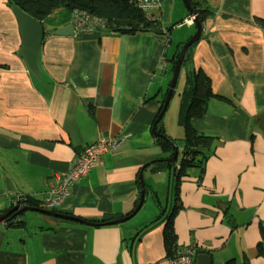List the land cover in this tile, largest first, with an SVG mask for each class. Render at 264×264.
<instances>
[{
  "label": "crops",
  "instance_id": "0c3cea01",
  "mask_svg": "<svg viewBox=\"0 0 264 264\" xmlns=\"http://www.w3.org/2000/svg\"><path fill=\"white\" fill-rule=\"evenodd\" d=\"M160 1L154 16L161 35L95 25L83 31L73 23L75 12L66 24L52 18L59 25L47 29L35 78L18 55L16 20L0 0V214L24 197L40 203L87 145L118 139L51 210L106 224L21 212L13 219L19 226L0 223V264H167L162 220L172 208L177 249L196 245L211 264H264L257 254L264 231V26L257 19L264 21V0H195L210 15L186 62L223 100L210 98L205 114L190 119L194 131L216 141L201 164L184 170L174 192L173 171L152 170V162L169 154L151 128L171 77L166 56L195 26L185 22L182 2ZM69 24L72 36L55 34ZM162 125L175 140L172 126ZM144 165L147 194L131 218L136 222L107 224L134 210Z\"/></svg>",
  "mask_w": 264,
  "mask_h": 264
},
{
  "label": "trees",
  "instance_id": "16d2710c",
  "mask_svg": "<svg viewBox=\"0 0 264 264\" xmlns=\"http://www.w3.org/2000/svg\"><path fill=\"white\" fill-rule=\"evenodd\" d=\"M136 1L137 0H6L8 5L16 6L33 19L40 22L44 30V36L47 33L48 27H55L58 24L53 22L52 18H58L61 25L66 24L69 22L68 16L72 12L100 18L105 21L103 28L109 31H119L124 34H135L136 32L141 31L150 32L151 29H162L160 22L154 15L153 17H155L156 20L151 21L147 18L146 12L138 9ZM189 1L193 10L197 14L199 22L202 24L210 15L209 10L206 7L201 6V4L195 0ZM257 21L264 26V21L259 19H257ZM170 30L171 28L168 27L165 31L169 34ZM182 45L183 43L179 44L173 54L166 56L170 76L172 74L174 62ZM190 49L191 46L187 50L180 69L183 87L179 93L180 102L178 105L177 123L183 131L182 140L184 142V147L181 152V160H179L178 164L175 166H171V164H166L165 162L159 160L151 163L152 170L155 172L165 169L173 171L171 172L172 174L170 173L173 192L176 191L177 185L184 174V170L191 166L201 164L207 158V154L211 151V148L216 141V138L213 136L194 131L190 126V119L199 118L205 114L207 103L210 98L223 100L222 97L214 95L211 92L210 82L201 70H195L187 65L186 61L188 59ZM165 93L166 90L161 97L160 108L157 115L161 110ZM225 101L227 102L228 100L225 99ZM162 118L157 122L155 130L159 134L164 135L168 140L166 141L158 137H155V140L161 151L169 154L170 157L173 153L172 144H175V140L166 136L162 125ZM155 119L153 120L152 125ZM146 194L147 188H145V197ZM20 203L34 208H38L39 206V203L36 201L25 197L17 200L14 204L17 205ZM175 211L176 210L172 208V210L166 215L164 212L161 213V217L165 215L162 223L164 222L163 240L166 250V258L171 257L177 250L176 236L172 228V218ZM19 214L21 213H12L4 222L8 223L10 226H19V223L13 222V219H15ZM96 223L97 225L106 224L104 220L97 221ZM260 233L262 240L257 245V254L258 256H263L264 231L262 228L260 229ZM203 252L204 251H200V249H198L197 255ZM226 264H234V261H228Z\"/></svg>",
  "mask_w": 264,
  "mask_h": 264
},
{
  "label": "water",
  "instance_id": "95a60500",
  "mask_svg": "<svg viewBox=\"0 0 264 264\" xmlns=\"http://www.w3.org/2000/svg\"><path fill=\"white\" fill-rule=\"evenodd\" d=\"M181 1H182L184 7L186 8V10L189 14L191 21L193 22V24L195 26V32L186 42L183 43V45L181 46V48L179 50L178 56H177V58L174 62V65H173L171 78H170L169 84L167 86V90H166V93L164 96V100H163V103L161 106V110H160L159 114L157 115V117H156V119L152 125V128H151V132L155 137L161 138V139L166 140V141L168 139L164 135L159 134L155 130V126H156L157 122L163 117L164 113L166 112L169 101H170L172 94L174 92L176 82L179 78L181 64H182L183 59L187 53V50L189 49L190 46H192L194 43H196L199 40L201 33H202V24L199 22V20L197 18V14L193 10V8L190 4V1L189 0H181ZM9 9H10L11 13L13 14V16L16 20L17 28H18V34L20 37V46L18 49V55L22 59V61L24 62L29 73L33 77L39 78L40 77V69H39V65H38V56H39V51H40L41 44H42V41L44 38L43 27H42L40 22L36 21L31 16L24 13L19 8H17L16 6L9 5ZM104 30L107 31V29H104ZM150 32H152L154 34H158V35H161L164 33V31L162 29H151ZM73 33H74V27L71 24L55 31L56 35H62V36H72ZM259 128L264 134V112L260 116V119H259ZM172 150H173V153L169 158L162 159L159 161H163L166 164H171V166H175L176 159H177V149H176V146L174 144H172ZM145 167H147V165H144L140 169V172L138 175L139 186H140L139 200H138V203L135 206L134 210L130 214H128L122 218H118V219L111 220V221L107 222V224L117 225V224L124 223V222L128 221L129 219H131L132 217H134L139 212V210L141 209V207L144 203V200H145V185H144V180H143V176H142V172H143V169H145ZM24 211H34V212H38V213H41V214H44L47 216L56 217V218H60V219H64V220H69V221L84 224V225H92V226L97 225L95 223L82 220L80 218L59 214V213L51 211V210L29 207V206L24 205L23 203L17 204L15 206H13L11 209L7 210L6 212L1 213L0 214V223L5 221L8 218V216L14 212L21 213ZM194 264H211V263H210L209 257L206 254H198L195 258Z\"/></svg>",
  "mask_w": 264,
  "mask_h": 264
},
{
  "label": "built area",
  "instance_id": "2783aa9c",
  "mask_svg": "<svg viewBox=\"0 0 264 264\" xmlns=\"http://www.w3.org/2000/svg\"><path fill=\"white\" fill-rule=\"evenodd\" d=\"M160 0H137L136 6L139 10L146 12L149 20L155 21L153 17L159 11ZM190 22L188 17L185 22ZM73 23L77 29L89 31L92 26L104 27V20L97 17L90 18L86 14L75 13ZM88 23L89 25H86ZM118 139H101L95 143L87 145L82 153H80L70 164V169L63 176H58L51 181L48 186V197L39 203L38 208L52 210L56 208L61 201L69 195L70 187L87 173L101 164L100 157L109 149L117 146ZM179 168V167H177ZM198 248L196 245H191L183 249H177L175 253L167 258V264H194Z\"/></svg>",
  "mask_w": 264,
  "mask_h": 264
},
{
  "label": "rangeland",
  "instance_id": "374dc122",
  "mask_svg": "<svg viewBox=\"0 0 264 264\" xmlns=\"http://www.w3.org/2000/svg\"><path fill=\"white\" fill-rule=\"evenodd\" d=\"M175 2L177 4H181L182 1L181 0H175ZM178 25H184V24H182V22H181ZM175 40L176 39H174L173 44L176 43ZM181 85H182V75L179 76V78H178V80L176 82V86L174 88L173 96L171 97V99L169 101V104H168V107L166 109V112L164 113L163 118H162V124H166V125L170 124L172 126V128H173L174 134H172V135L174 137H176L174 145L176 146V149H177V155H178L177 159H176L177 162H179V160H181V157H182V155H181V152H182V148H181L182 144H181V142L182 141L180 140L181 135H182V131H181V128L178 126V123H177L178 105H179V102H180L179 93L181 91ZM147 175H149V174H147ZM155 175H152V176H155ZM158 176H160V175H157V176H155L153 178H157ZM148 181L149 180L146 179V183ZM153 182L157 183L156 180H153ZM165 192H166V190H163V192H161V194H160V203L162 205H164L165 202L167 201V199H165V195H166ZM146 203H147V201H146ZM157 206L158 205L156 204L155 207H157ZM142 210H143V208H142ZM136 219H137V217L129 220L128 224H132V223L136 222Z\"/></svg>",
  "mask_w": 264,
  "mask_h": 264
}]
</instances>
